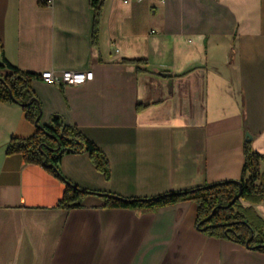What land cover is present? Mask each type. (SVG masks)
I'll return each mask as SVG.
<instances>
[{"label": "crops", "instance_id": "1", "mask_svg": "<svg viewBox=\"0 0 264 264\" xmlns=\"http://www.w3.org/2000/svg\"><path fill=\"white\" fill-rule=\"evenodd\" d=\"M93 19L90 0H0V65L94 73L77 87L33 82L40 123L62 116L109 160L107 181L88 154L66 155L68 180L124 197L240 180L249 134L264 184V0H104L97 48ZM35 131L20 106L0 103V264H264L200 231L190 201L138 212L90 195L57 208L64 182L6 153ZM235 209L264 241V196Z\"/></svg>", "mask_w": 264, "mask_h": 264}, {"label": "trees", "instance_id": "2", "mask_svg": "<svg viewBox=\"0 0 264 264\" xmlns=\"http://www.w3.org/2000/svg\"><path fill=\"white\" fill-rule=\"evenodd\" d=\"M94 11L92 46L98 47L100 21L104 0H90ZM145 63L146 61H135ZM8 73H2V69ZM148 72V70H145ZM40 75L23 71L8 62L0 65V103L18 105L25 118L36 127L29 137H13L7 146L9 155L20 154L24 162L43 167L64 182L65 190L57 208L73 210L82 208L83 199L93 195L104 201V208L130 209L138 212L153 211L181 202H193L197 206L198 229L215 239H226L238 245L264 254V241L254 240V231L235 207L240 197L249 194L264 196V184L258 183L262 157L256 153L250 141L244 144V167L240 180L220 181L186 191H170L152 197H124L113 192L81 188L68 180L61 171V160L70 154H88L95 169L105 180L111 178V166L107 156L74 125L55 114L46 125L40 123L42 103L33 89V82ZM147 108L137 104L136 112Z\"/></svg>", "mask_w": 264, "mask_h": 264}, {"label": "built area", "instance_id": "3", "mask_svg": "<svg viewBox=\"0 0 264 264\" xmlns=\"http://www.w3.org/2000/svg\"><path fill=\"white\" fill-rule=\"evenodd\" d=\"M44 4L51 6L53 0H43ZM41 80L48 84L56 85L58 87L66 86H82L87 82L94 79V73L92 70L85 71H63L56 73L53 71H47L40 75Z\"/></svg>", "mask_w": 264, "mask_h": 264}, {"label": "water", "instance_id": "4", "mask_svg": "<svg viewBox=\"0 0 264 264\" xmlns=\"http://www.w3.org/2000/svg\"><path fill=\"white\" fill-rule=\"evenodd\" d=\"M168 75H170V74H168ZM246 137H247L248 141H251L252 138L249 134H247ZM241 195H242V191L239 192V194L236 196V198L239 199Z\"/></svg>", "mask_w": 264, "mask_h": 264}]
</instances>
